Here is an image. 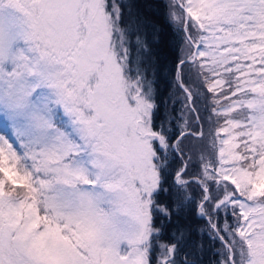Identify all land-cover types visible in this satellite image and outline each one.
<instances>
[{"label": "snow or ice", "instance_id": "1", "mask_svg": "<svg viewBox=\"0 0 264 264\" xmlns=\"http://www.w3.org/2000/svg\"><path fill=\"white\" fill-rule=\"evenodd\" d=\"M209 252L264 264V0H0V264Z\"/></svg>", "mask_w": 264, "mask_h": 264}, {"label": "trees", "instance_id": "2", "mask_svg": "<svg viewBox=\"0 0 264 264\" xmlns=\"http://www.w3.org/2000/svg\"><path fill=\"white\" fill-rule=\"evenodd\" d=\"M166 55L169 57V59H171V55H172L171 52L166 51ZM211 258H212V256H211V252H209V253L206 255V257H205L206 264H207L208 261L211 260Z\"/></svg>", "mask_w": 264, "mask_h": 264}]
</instances>
